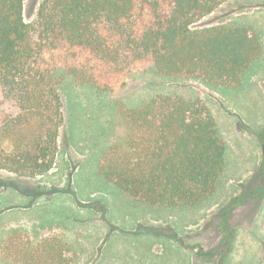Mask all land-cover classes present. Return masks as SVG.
Masks as SVG:
<instances>
[{"label":"trees","instance_id":"1","mask_svg":"<svg viewBox=\"0 0 264 264\" xmlns=\"http://www.w3.org/2000/svg\"><path fill=\"white\" fill-rule=\"evenodd\" d=\"M25 1L0 0V169L19 176L54 169L67 83L107 94L151 71L229 91L263 55L249 27L192 28L228 0H43L34 23ZM120 116L122 130L98 160L105 184L150 209H193L214 197L227 143L202 99L158 94ZM76 260L64 236L12 230L0 239V264Z\"/></svg>","mask_w":264,"mask_h":264},{"label":"rangeland","instance_id":"2","mask_svg":"<svg viewBox=\"0 0 264 264\" xmlns=\"http://www.w3.org/2000/svg\"><path fill=\"white\" fill-rule=\"evenodd\" d=\"M42 2L25 1L26 22L36 21ZM231 22L251 27L264 47V0H228L192 28ZM59 92L64 124L54 169L34 177L0 169V239L12 230L34 240L64 236L76 264H264V57L236 90L146 71L112 93L71 83ZM158 94L202 99L227 143L217 191L197 208L150 209L98 176L99 157L122 130L121 112Z\"/></svg>","mask_w":264,"mask_h":264},{"label":"crops","instance_id":"3","mask_svg":"<svg viewBox=\"0 0 264 264\" xmlns=\"http://www.w3.org/2000/svg\"><path fill=\"white\" fill-rule=\"evenodd\" d=\"M232 23V22H231ZM233 23H237V24H239L238 22H233ZM240 25V24H239ZM247 27V26H246ZM249 28H251V27H249ZM252 29V28H251ZM253 30V29H252ZM254 31V30H253ZM255 32V31H254ZM255 34L258 36V38H259V40H260V37H259V35L255 32ZM260 42H261V40H260ZM261 44H262V42H261ZM262 50H263V55H262V57L257 61V62H259L260 60H262L263 59V57H264V47H263V44H262ZM257 62L254 64V66L257 64ZM253 66V67H254ZM253 67L250 69V71L253 69ZM249 236L251 237V239L253 240V241H255V244H254V246L252 247L254 250H256L257 251V238H256V240H254V237L251 235V232L249 233Z\"/></svg>","mask_w":264,"mask_h":264}]
</instances>
